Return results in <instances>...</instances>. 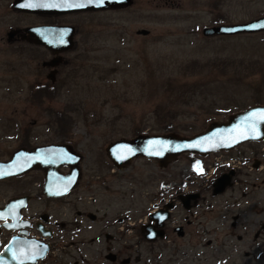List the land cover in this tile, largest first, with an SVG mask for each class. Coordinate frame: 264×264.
Instances as JSON below:
<instances>
[{"label": "rangeland", "instance_id": "374dc122", "mask_svg": "<svg viewBox=\"0 0 264 264\" xmlns=\"http://www.w3.org/2000/svg\"><path fill=\"white\" fill-rule=\"evenodd\" d=\"M12 2L0 0V160L19 147L24 128L34 144L56 142L53 113L63 114L79 149L94 160L117 140L191 136L258 100L264 105V33L202 35L204 28L263 17L264 0H132L122 10L83 16L82 32L92 34L75 39L68 55L72 78L58 87L55 99L35 103L28 95L35 59L21 51L23 45L9 44L7 33L38 19L14 12ZM139 30L149 35H137ZM170 126L174 129L166 132ZM263 148L264 141L246 143L221 154L223 162L240 166L236 179L243 183L224 197L229 206L220 219V264H264ZM258 158L263 165L254 170L251 163ZM204 161L210 164L214 157ZM150 162L137 158L130 164ZM187 163L179 157L170 164ZM11 185H0V199L18 193ZM124 188L127 197L129 187ZM134 188L141 194V185Z\"/></svg>", "mask_w": 264, "mask_h": 264}, {"label": "flooded vegetation", "instance_id": "af4514ba", "mask_svg": "<svg viewBox=\"0 0 264 264\" xmlns=\"http://www.w3.org/2000/svg\"><path fill=\"white\" fill-rule=\"evenodd\" d=\"M122 9L64 14L13 9L20 15L38 19L15 26L7 33L12 34L7 38L9 44L23 45L21 51L35 59V74L28 94L32 103L55 99L58 87L72 78L73 73L67 68L72 62L68 55L75 50V39L84 36L88 40L92 34L88 30L82 32L81 18ZM37 27L71 29L73 48L58 52L33 44L25 30ZM53 37L59 36L54 33ZM52 116L54 138L55 117L58 125L56 142L54 139L34 144L29 140L32 136L29 139L27 136L31 131L24 128L19 147L8 159L0 160L5 163L19 150L32 153L47 146H62L70 157L62 165L55 164V160L28 161L24 164H31L29 171L0 180V185L15 183L11 186L19 188L15 195L0 199V209L16 199L25 202L19 209L17 221H0V254L13 238H19L27 244L35 243L41 250L39 257L26 264H220V219L227 214L222 208L229 206L224 197L236 183H243L242 179H236L241 173L240 166L222 159L215 161L219 153L206 158L182 155L187 164L150 162L154 164L118 166L106 152L113 142L94 160H87L86 153L69 133L68 125L63 124L60 118L63 114L53 113ZM211 156L214 161L206 164L204 160ZM40 165L52 170L56 177L76 173V183L67 193L59 194L56 179L47 194L46 173ZM262 165L259 158L251 163L254 170H260ZM140 185L141 194L137 195L134 187ZM125 186L129 187L127 197H124Z\"/></svg>", "mask_w": 264, "mask_h": 264}, {"label": "water", "instance_id": "95a60500", "mask_svg": "<svg viewBox=\"0 0 264 264\" xmlns=\"http://www.w3.org/2000/svg\"><path fill=\"white\" fill-rule=\"evenodd\" d=\"M34 3L37 5H53L22 7V4ZM69 4H85V7H69ZM132 0H14L12 8L16 11L27 13H69L76 11L119 9L128 8ZM29 34L30 41L52 51H66L73 48L71 29L65 27H37L25 30ZM54 33L58 38L54 39ZM264 33V16L246 23L233 25H218L202 30L205 38L231 37L237 35H254ZM137 35L147 36L149 31L139 30ZM12 34H8L9 39ZM51 36L53 38H51ZM264 105H256L237 112L227 117L224 122L212 121L205 130L192 136H181L176 133L160 135L141 134L133 139H121L111 143L106 152L109 159L118 166L130 164L136 158L154 161L157 164H169L181 155L194 154L199 157H207L218 152H230L244 143H258L264 140ZM69 155L62 146H47L36 149L34 152L19 150L12 155L10 161L0 163V180L16 177L31 169V161L55 160V164L62 165L69 160ZM77 161V159H74ZM45 164V163H39ZM46 173L45 193L49 194L53 181L58 179L59 194L67 193L76 183V173L67 177H56L52 170L40 165ZM55 166V165H54ZM221 181V180H220ZM57 184V181H55ZM222 187L219 191H222ZM57 193V192H56ZM23 199H16L0 209V221L12 219L17 221L20 217L19 209L23 207ZM15 206V207H14ZM14 207V208H13ZM13 208V209H12ZM5 228L10 229L4 225ZM16 227V226H15ZM14 227V228H15ZM16 229V228H15ZM14 229V230H15ZM41 250L33 242L27 244L23 239L13 238L2 254L0 264H26L33 262ZM37 256H34V255Z\"/></svg>", "mask_w": 264, "mask_h": 264}, {"label": "snow or ice", "instance_id": "6c2138e0", "mask_svg": "<svg viewBox=\"0 0 264 264\" xmlns=\"http://www.w3.org/2000/svg\"><path fill=\"white\" fill-rule=\"evenodd\" d=\"M89 3H92V0H88ZM103 2V0H101V3ZM22 7H36V6H50V7H55L56 5L53 4V5H37V4H34V3H27V4H22L21 5ZM69 7H85L86 5L85 4H69L68 5ZM262 119H264V115H262L261 117Z\"/></svg>", "mask_w": 264, "mask_h": 264}, {"label": "trees", "instance_id": "16d2710c", "mask_svg": "<svg viewBox=\"0 0 264 264\" xmlns=\"http://www.w3.org/2000/svg\"><path fill=\"white\" fill-rule=\"evenodd\" d=\"M191 91H189L188 93H190ZM257 104H261V102L258 100L257 101ZM172 111V110H171ZM171 111H169V113H171ZM172 115H173V111H172V113H171ZM165 129V131L166 132H170L171 130H173L174 129V127H166V128H164Z\"/></svg>", "mask_w": 264, "mask_h": 264}]
</instances>
